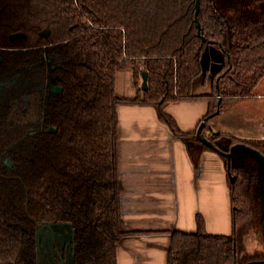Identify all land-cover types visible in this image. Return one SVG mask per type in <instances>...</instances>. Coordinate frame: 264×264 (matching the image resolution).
Returning a JSON list of instances; mask_svg holds the SVG:
<instances>
[{
    "label": "trees",
    "instance_id": "obj_1",
    "mask_svg": "<svg viewBox=\"0 0 264 264\" xmlns=\"http://www.w3.org/2000/svg\"><path fill=\"white\" fill-rule=\"evenodd\" d=\"M0 0V42L50 45L54 79L64 86L50 100L47 121L57 134L43 131L13 154L12 169L0 168V264H39L38 228L64 224L74 264H119L120 241L141 231H125L121 217L119 105H149L173 134L189 145L224 157L231 178L232 233L203 229L169 231L167 264H247L264 260V249L248 254L245 238L258 215L253 198L255 173L226 156L235 147L259 143L227 134H208L217 120L254 95L264 77V9L227 16L215 0ZM50 31L48 37L42 32ZM17 33L23 38L12 41ZM225 54L212 93L194 95L208 82L202 65L209 47ZM17 56V55H16ZM15 56V58H17ZM131 68L136 95L121 98L116 78ZM149 87L142 89L144 73ZM208 103V112L183 133L165 108L179 102ZM212 125V126H210ZM192 153L197 159L200 148ZM230 178V179H231Z\"/></svg>",
    "mask_w": 264,
    "mask_h": 264
},
{
    "label": "crops",
    "instance_id": "obj_2",
    "mask_svg": "<svg viewBox=\"0 0 264 264\" xmlns=\"http://www.w3.org/2000/svg\"><path fill=\"white\" fill-rule=\"evenodd\" d=\"M224 61V52L219 48L207 49L202 65L209 74L208 82L199 80L194 95L212 92L214 84L209 79ZM136 91L132 69H120L116 78L118 96L130 99ZM253 94L255 96L240 102L229 114L221 116L212 126L213 132L264 141V77ZM165 111L183 133H189L205 117L208 103L179 102L169 104ZM117 113L122 225L125 231L142 232L120 241L119 264H167L169 231L193 233L200 226L199 217L207 233L231 234L230 175L224 157L211 148L190 146L183 137L175 136L152 106L121 104ZM198 147L200 152L196 159L192 153L197 152ZM239 149L246 150L236 148L232 161ZM256 156L262 178L257 179L260 185H256L255 179L253 193L257 190L259 194L264 190V162ZM258 249L255 251H260Z\"/></svg>",
    "mask_w": 264,
    "mask_h": 264
},
{
    "label": "flooded vegetation",
    "instance_id": "obj_3",
    "mask_svg": "<svg viewBox=\"0 0 264 264\" xmlns=\"http://www.w3.org/2000/svg\"><path fill=\"white\" fill-rule=\"evenodd\" d=\"M242 1L253 6L249 8L250 10L264 9V0ZM48 32L50 34V31ZM21 37L17 33L10 35L12 41H21L23 39ZM49 47L48 44L21 47L19 43L8 45L0 42V168L2 169H12L7 162L14 163L13 154L29 138L43 131L53 134L59 131L58 127L52 126L47 121L45 115L50 100L56 94L64 92V86L54 79L55 65L52 57L49 56ZM211 149L216 151L215 148ZM229 159L232 163V159ZM254 262L264 263V260L254 259L250 263Z\"/></svg>",
    "mask_w": 264,
    "mask_h": 264
},
{
    "label": "rangeland",
    "instance_id": "obj_4",
    "mask_svg": "<svg viewBox=\"0 0 264 264\" xmlns=\"http://www.w3.org/2000/svg\"><path fill=\"white\" fill-rule=\"evenodd\" d=\"M215 2H216V5L219 8H221L225 12V14L229 17H231L232 15L240 14L242 11H245L246 9L253 7L247 3H244L242 0H215ZM208 77H209V74H208ZM209 81L210 83L215 84L214 77L212 79H209ZM212 92H213V89H212ZM212 92H207V93H212ZM253 96L255 95H252V97ZM220 133L221 132L214 133L213 129H211V131L208 132V134H220ZM233 137L236 139H239V141H242V142L245 141L247 143H250V142L259 143L262 146L261 148L264 150V141H252L248 139H243L238 136H233ZM250 153L252 152L239 149L236 152L237 154L236 158H234L232 163L235 166L243 165L246 167V169H249L250 172L251 171L255 173L257 172L255 176L256 185H260V182L257 179L262 178V173L261 171H258V168H257L256 159L258 160V158L254 153L253 154L255 156H252ZM252 195L255 200L254 204L255 205L257 204V207L255 206L256 212L258 208L257 215L259 213L260 216L258 215L259 219L257 218L255 224L251 227L248 235L245 238L246 246L249 247L248 249L246 247V249L249 251V253L248 251L247 253L250 255L251 253L256 252L255 249H258V248H259L258 250L264 249V241H263L264 234L262 233V231L264 230V190L263 191L261 190L259 194H257V190H256ZM39 234L41 238V243L39 246V249H40V263L39 264H74L72 248H71L72 233L69 231V228L66 225L60 224V226H53L51 228L45 227Z\"/></svg>",
    "mask_w": 264,
    "mask_h": 264
},
{
    "label": "water",
    "instance_id": "obj_5",
    "mask_svg": "<svg viewBox=\"0 0 264 264\" xmlns=\"http://www.w3.org/2000/svg\"><path fill=\"white\" fill-rule=\"evenodd\" d=\"M196 7H197V10H196V16H195V21L198 23V28H199V32H200V29H201V24H200V22L198 21V17H199V14H200V12H201V7H200V0H196ZM43 35H46V36H48L49 35V32L48 31H46V32H44L43 33ZM206 53H207V50H206ZM205 53V54H206ZM205 54H204V56H205ZM203 56V57H204ZM203 61V60H202ZM204 69H205V67H204ZM148 73L147 72H145L144 73V75H143V81H142V83H143V85H142V89L145 91V90H147L148 89V85H149V82H148ZM55 130V129H54ZM53 130V131H54ZM55 131H57V130H55ZM202 140V142L204 143V144H206V145H208L209 147H211V148H214V145L209 141V140H207V139H201ZM237 148H243V149H246V150H248V151H252L254 154H256V155H258L262 160H263V162H264V156L261 154V153H259L258 151H256V150H254L253 148H248V147H245V146H239V147H237ZM235 150H236V147L230 152V153H228V154H226V156L228 157V158H232L233 156H234V152H235ZM7 164L11 167V168H13V166H14V163H12L11 161H9V162H7ZM230 175V174H229ZM230 178H231V175H230ZM235 181V178H231V182H234ZM53 226H60V223L59 224H48V223H45L44 225H41L39 228H38V242L39 243H41V238H40V234L39 233H41V231L45 228V227H49V228H51V227H53ZM72 238H73V240H75V234L73 233L72 234ZM248 264H253V263H248Z\"/></svg>",
    "mask_w": 264,
    "mask_h": 264
}]
</instances>
